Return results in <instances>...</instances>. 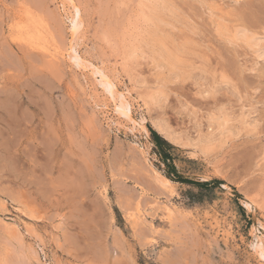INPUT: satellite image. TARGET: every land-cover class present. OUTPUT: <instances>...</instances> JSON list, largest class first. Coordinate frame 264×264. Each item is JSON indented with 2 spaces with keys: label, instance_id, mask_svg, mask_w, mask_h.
Wrapping results in <instances>:
<instances>
[{
  "label": "rangeland",
  "instance_id": "374dc122",
  "mask_svg": "<svg viewBox=\"0 0 264 264\" xmlns=\"http://www.w3.org/2000/svg\"><path fill=\"white\" fill-rule=\"evenodd\" d=\"M160 1L0 0V264H264V0Z\"/></svg>",
  "mask_w": 264,
  "mask_h": 264
},
{
  "label": "bare ground",
  "instance_id": "6f19581e",
  "mask_svg": "<svg viewBox=\"0 0 264 264\" xmlns=\"http://www.w3.org/2000/svg\"><path fill=\"white\" fill-rule=\"evenodd\" d=\"M151 1V0H150ZM154 1H156V0H154ZM159 0H157V2H158ZM162 1V0H161ZM160 1V2H161ZM232 1V0H231ZM235 2V1H234ZM237 2V1H236ZM153 8V7H152ZM158 8H159V5H158ZM164 8V7H163ZM166 8V7H165ZM168 8V7H167ZM152 10V9H151ZM162 11V10H161ZM166 11V10H165ZM152 12V11H151ZM159 12V11H158ZM162 12H164V11H162ZM154 13V12H153ZM160 13V12H159ZM158 14V13H157ZM151 15V14H150ZM149 15V16H150ZM160 16H162V15H160ZM154 17H155V15H154ZM154 17H153V19H154ZM147 19V18H146ZM150 19V18H149ZM157 19V18H156ZM147 21V20H146ZM157 21V20H156ZM148 22V21H147ZM151 23V22H150ZM71 25H72V30L73 31H77L78 29H79V27L81 26V21L79 20V18H78V11H77V13L75 14V16L74 17H72L71 18ZM154 26V25H153ZM157 26V25H156ZM237 31H238V29H237ZM245 32V30H243L242 29V32ZM238 34L239 32H235V34ZM240 34H241V32H240ZM241 35H243L244 36V34H241ZM241 35H239V36H241ZM238 35H237V37H239ZM242 36V37H243ZM247 36V35H246ZM236 37V36H235ZM241 37V38H242ZM258 38V37H257ZM260 38V40H256V41H254L253 43H252V49L254 50V52H255V54L254 55H257V56H259V55H261V56H264V38H261V37H259ZM251 39V38H250ZM262 39V40H261ZM252 40H253V38H252ZM251 43V42H250ZM161 53V52H160ZM163 54H165V53H163L162 52V55ZM71 58L74 60V61H76V62H78V61H80V59H79V57L75 54V52L74 51H72V53H71ZM164 56H166V55H163V57ZM263 58V57H262ZM165 59V58H164ZM168 60V59H167ZM171 62H173V61H171ZM80 64V63H79ZM169 64V63H168ZM163 66V65H162ZM96 72H100V71H96ZM174 72V71H173ZM101 73V72H100ZM170 73H171V71H170ZM104 86L106 87V89L107 90H109V92H112L113 94H115V87L116 86H114V84H112V83H110L109 81H105V84H104ZM118 96H119V109H120V112L123 114V115H126V117L128 116V118H129V120L130 121H132V122H138V123H140V124H143V122H144V120L143 119H141V120H139V121H135L134 119H132L131 118V116L129 115L130 114V106H129V104H128V102H127V100H126V98H125V96L122 94V93H119L118 94ZM158 97V96H157ZM152 99V97L151 98H149V100H151ZM154 100V99H153ZM153 100H152V102H153ZM155 100H156V98H155ZM151 102V103H152ZM158 121V120H157ZM156 123V122H155ZM221 125V124H220ZM225 125V124H224ZM223 126V125H222ZM156 128H157V131L163 136V137H165L168 141H170V142H172V143H180L181 142V140H182V138H181V135L180 134H178V132H175L174 130H171L170 129V126H168L167 125V123H165V122H163V121H158L157 123H156ZM230 130V129H229ZM221 134V133H220ZM207 135V134H206ZM208 136H209V134H208ZM205 137V136H204ZM207 137V136H206ZM186 140V139H185ZM188 142V141H187ZM189 142H190V140H189ZM195 142V141H194ZM199 142V141H198ZM209 142V141H208ZM202 143V142H201ZM207 143V142H206ZM204 144V143H203ZM179 145V144H178ZM195 145V144H194ZM194 145H192L191 147H193ZM202 145V144H201ZM200 145V146H201ZM208 145V144H207ZM200 148V147H199ZM194 150H195V148H194ZM156 173V178H157V181L160 183V184H162V185H164V186H171L172 185V181L171 180H169L167 177H165L164 175H161L160 173H158V171H156L155 172ZM155 178V179H156ZM157 182V183H158ZM162 187V186H161ZM172 187V186H171ZM165 189H167V188H165ZM172 191V190H171ZM170 191V192H171ZM252 202L249 200V201H247V206L249 207V206H251L252 207ZM0 205H2V204H0ZM137 210H138V208H137ZM139 212V211H138ZM133 215V214H132ZM135 215H137V214H135ZM131 217V216H130ZM132 218H133V216H132ZM255 247L256 248H259V249H261V250H263V252H264V241L262 242H260V243H256L255 244ZM263 256H264V253H263Z\"/></svg>",
  "mask_w": 264,
  "mask_h": 264
},
{
  "label": "trees",
  "instance_id": "16d2710c",
  "mask_svg": "<svg viewBox=\"0 0 264 264\" xmlns=\"http://www.w3.org/2000/svg\"><path fill=\"white\" fill-rule=\"evenodd\" d=\"M151 138H152V141L155 147L158 150V155L160 156V158L162 159L163 163L166 166L165 175L168 178L175 180V181L192 183V181L184 179L181 175H179L177 171L175 170L174 165L171 162H169L170 153L167 151V149L169 148V145L155 131H151ZM212 182L213 181L202 182V183H198V185L208 186Z\"/></svg>",
  "mask_w": 264,
  "mask_h": 264
},
{
  "label": "snow or ice",
  "instance_id": "6c2138e0",
  "mask_svg": "<svg viewBox=\"0 0 264 264\" xmlns=\"http://www.w3.org/2000/svg\"><path fill=\"white\" fill-rule=\"evenodd\" d=\"M262 258H264V257H262Z\"/></svg>",
  "mask_w": 264,
  "mask_h": 264
}]
</instances>
